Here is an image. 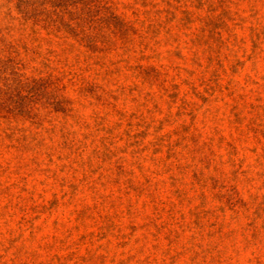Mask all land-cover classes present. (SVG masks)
<instances>
[{
	"label": "rangeland",
	"instance_id": "374dc122",
	"mask_svg": "<svg viewBox=\"0 0 264 264\" xmlns=\"http://www.w3.org/2000/svg\"><path fill=\"white\" fill-rule=\"evenodd\" d=\"M0 264H264V0H0Z\"/></svg>",
	"mask_w": 264,
	"mask_h": 264
}]
</instances>
